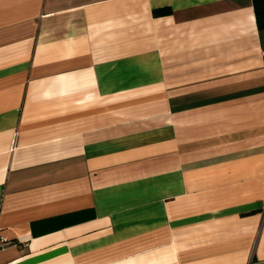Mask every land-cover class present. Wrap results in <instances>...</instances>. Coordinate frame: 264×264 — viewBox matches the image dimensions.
Returning <instances> with one entry per match:
<instances>
[{
  "label": "crops",
  "instance_id": "obj_1",
  "mask_svg": "<svg viewBox=\"0 0 264 264\" xmlns=\"http://www.w3.org/2000/svg\"><path fill=\"white\" fill-rule=\"evenodd\" d=\"M0 264H264L253 0H0Z\"/></svg>",
  "mask_w": 264,
  "mask_h": 264
},
{
  "label": "trees",
  "instance_id": "obj_2",
  "mask_svg": "<svg viewBox=\"0 0 264 264\" xmlns=\"http://www.w3.org/2000/svg\"><path fill=\"white\" fill-rule=\"evenodd\" d=\"M256 22L259 29H264V0H253Z\"/></svg>",
  "mask_w": 264,
  "mask_h": 264
},
{
  "label": "built area",
  "instance_id": "obj_3",
  "mask_svg": "<svg viewBox=\"0 0 264 264\" xmlns=\"http://www.w3.org/2000/svg\"><path fill=\"white\" fill-rule=\"evenodd\" d=\"M4 238L2 236H0V246L3 245V242H4Z\"/></svg>",
  "mask_w": 264,
  "mask_h": 264
}]
</instances>
